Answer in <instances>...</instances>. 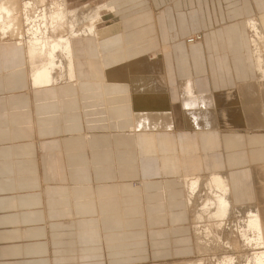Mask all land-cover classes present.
Returning a JSON list of instances; mask_svg holds the SVG:
<instances>
[{"label": "crops", "instance_id": "crops-1", "mask_svg": "<svg viewBox=\"0 0 264 264\" xmlns=\"http://www.w3.org/2000/svg\"><path fill=\"white\" fill-rule=\"evenodd\" d=\"M107 1L117 15L101 27L113 36L102 40L104 70L92 42L73 39L77 83L34 88L22 48L0 46V264H145L192 253L174 138L132 134L130 95L142 96L159 130L172 126L174 107L186 110L182 91L192 78L194 95L230 89L239 100L237 87L255 78L242 21L264 12V0ZM199 32L203 42L185 46ZM155 53L158 72L103 84L105 72ZM226 100L214 110H230ZM234 131H222V170L264 163V132ZM141 176L142 196L131 191Z\"/></svg>", "mask_w": 264, "mask_h": 264}, {"label": "bare ground", "instance_id": "bare-ground-1", "mask_svg": "<svg viewBox=\"0 0 264 264\" xmlns=\"http://www.w3.org/2000/svg\"><path fill=\"white\" fill-rule=\"evenodd\" d=\"M66 4L67 0H7L0 2V46L13 44V46L22 48L25 64L29 69V80L34 88L77 83L74 72L76 59L71 49L73 39L79 38L83 42L91 41L96 52L95 58L101 65V71L104 70L106 54L102 52V35L98 31L97 25L102 21L100 11L113 12L114 6L108 2L101 6H87L85 14L80 13L83 8L72 9L68 8ZM245 27L252 34L249 46L255 78L254 81L245 82L237 87L239 100L230 89L227 92L220 91L213 97L208 95L209 93L194 95L190 92V88L198 80L192 78V82H187L188 87L182 91L187 97L183 106L186 110L178 106L182 111L183 119L189 126L185 133L187 135L181 139L174 132L172 121V126L159 130L163 126L161 127L162 124L157 122L159 118L152 117L151 110L141 106L142 96L130 95L134 107L131 117L135 121L131 133L135 136L143 134L140 136H147L152 140L159 135H162L164 140L173 137L177 149V154H175L177 161L175 162L179 171L176 173V179L183 185L185 194V201L182 202L183 209L186 208L185 210L191 214L195 221L207 220L209 223L215 220H227L229 217L237 215L239 218L237 220L241 221L237 228L235 225L234 227L242 241L249 245L251 243L254 246L260 245V248L264 247V163H253L250 167L242 169L241 172L232 174L228 172L229 170L225 172L222 170L223 165L219 157L222 153V131H227L233 136H238L233 134L237 127H242L244 131L248 132L252 130L264 131V16L258 20L254 16L246 18ZM83 45L86 44L83 43ZM157 55L158 53L152 55L153 60L139 61L138 59L139 62L130 61L128 64L113 68L109 73L105 72L106 77L104 78L103 74V84H115L116 86L117 83H125L129 85L135 80L132 77L134 74L141 75L151 68L158 72L161 62ZM146 84L147 82L144 84L142 82L143 88H140L143 90ZM148 88L145 91L149 90ZM39 97L41 96L39 95ZM223 97L227 100L237 101L233 111L223 109L216 112L214 110L215 105H218L219 100ZM156 111L154 113H157ZM239 115L243 118V123L234 125L233 121L236 123ZM216 117L220 122L216 120ZM239 121L240 119H238ZM162 123L164 122L162 121ZM251 161L253 162L255 159L251 158ZM145 171L142 174L146 176L153 173L151 167H146ZM227 173L231 174L226 176ZM243 175L248 183L247 191L241 185V179H244ZM145 181V177L141 176L138 182H131V189L139 190L142 194L141 188ZM204 189L207 191L206 201L200 203L199 200H202ZM208 232L206 230L204 236H208ZM229 233L232 232H228V235ZM198 245L200 244H196L198 249H201ZM238 259L242 260L243 264H264V250L251 255L228 256L215 260L217 264H239Z\"/></svg>", "mask_w": 264, "mask_h": 264}, {"label": "rangeland", "instance_id": "rangeland-1", "mask_svg": "<svg viewBox=\"0 0 264 264\" xmlns=\"http://www.w3.org/2000/svg\"><path fill=\"white\" fill-rule=\"evenodd\" d=\"M106 2H108V1L107 0H67L66 5L68 8H72V9H75V8L82 9L83 8L82 12H80V13L86 14L87 13L86 12L87 6H92V7L96 6V5L101 6ZM100 12H101L100 15L102 17V24L100 26L98 25L97 29L100 32V34H102V36H101L102 40H105L104 42H106L107 37H113V36L111 34L108 36V34L106 32H108L109 30H107V29L102 30L101 27L103 26V28H104L105 25L110 24L111 16H116L117 14H116V11L113 15L111 13H107L108 11H105V10H101ZM253 16L257 17V20H258L261 16H264V12L249 15L246 18L253 17ZM246 18L242 21L245 29H246V27H245ZM262 31H263V29H262ZM112 32H115V29ZM250 33L251 32H248V30L246 29V34L248 36L249 41H250V36L252 35ZM196 36L200 37L199 40L194 41L196 43H193V44H187L186 43V41L190 42L193 39H195ZM114 41H116V40H114ZM114 41H112V42H114ZM183 41L185 42L184 44L187 47L196 46L199 43L201 44L203 42L202 32L188 35L183 39ZM109 42H110V40H109ZM111 48H113V49L110 51L117 52L119 50L117 47L114 48V46H112ZM250 58H251V56H250ZM137 62H139V61H137ZM232 102H234L232 99H228V100H226V102H224V104L228 103L227 105H228V108L230 107L229 108L230 111H232L231 107H236V106H233L232 104H230ZM234 105H236V103H234ZM180 110H181L180 108L174 107L172 109L173 115L171 116V114H170V116H171V121L174 124V132L177 134V136L179 138L183 139V138H185V135H187L185 133L187 132V129L189 126L183 120V116H182L183 114H182V111H180ZM238 128H240V127H238ZM262 132H264V131H262ZM251 158L255 159L253 156H251ZM255 164H257V163H255ZM261 164H263V163H261ZM231 173H227L226 176L230 175ZM237 173H239V172H236L235 174H237ZM200 175H203V174H200ZM243 178L244 179H241V182H242L241 185L246 190L248 183H247V180L245 179L244 175H243ZM134 182L136 183V182H138V180H136ZM131 191H132V193H133V191L136 193V190L131 189ZM204 191H205V189H204ZM206 192L207 191L202 193L203 194L202 200H199L200 203H204V201H206L205 200L206 199ZM139 193L141 194L140 191H139ZM233 194H234V192H233ZM246 195H247V192H246ZM141 196H142V194H141ZM189 215H190V217H189L190 218V224H189L190 236L192 237L191 241L193 243V244L192 243L190 244V247L192 249V253L189 254L188 256L178 255V256H174L173 258L168 257V259H164V260H160V261L150 260V262H146L145 264H185V263L186 264H196V263L199 264L200 261H201L200 264H202V263L203 264H217L216 260L221 259V257L222 258L228 257V256L229 257H239V255L240 256H242V255L246 256V255H251L253 253H257L259 251L264 250V247H262V246L259 248L260 245L254 246V244L251 243L250 244L251 246H250L248 243H244L242 241V239L240 238V235L237 233V230L235 229V227L237 228L239 226L238 225L239 221H241V220H237V219H239L237 215L231 216L227 220H215V221H212L210 223L207 220H196L195 221L192 218L190 213H189ZM203 221H204V223H203ZM230 223H231V225L229 226ZM234 225H235V227H234ZM245 225H247V224L245 223ZM208 228H210V229H208ZM204 229L209 231L208 236L207 235L204 236L205 232H206V230H204ZM228 232H232V233H229V235H228ZM196 244H200L198 246L201 247V249H198ZM228 244H231V245H228ZM247 244H248V246H247ZM216 257H218V258H216ZM237 262L239 264L240 263L243 264L242 260L240 261V259H238Z\"/></svg>", "mask_w": 264, "mask_h": 264}, {"label": "built area", "instance_id": "built-area-1", "mask_svg": "<svg viewBox=\"0 0 264 264\" xmlns=\"http://www.w3.org/2000/svg\"><path fill=\"white\" fill-rule=\"evenodd\" d=\"M200 39V37L199 36H196V38L195 39H193L192 41H190V42H194V41H196V40H199Z\"/></svg>", "mask_w": 264, "mask_h": 264}]
</instances>
